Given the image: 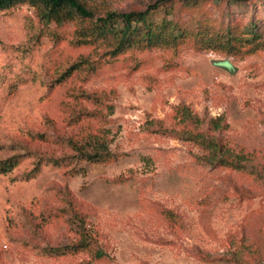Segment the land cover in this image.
<instances>
[{
  "label": "rangeland",
  "instance_id": "1",
  "mask_svg": "<svg viewBox=\"0 0 264 264\" xmlns=\"http://www.w3.org/2000/svg\"><path fill=\"white\" fill-rule=\"evenodd\" d=\"M86 1L126 11L156 0ZM215 4L205 11L218 25L228 17ZM248 8L264 21V0ZM74 29L45 27L28 5L0 13V161H19L0 173V264H264V42L238 55L190 43L129 51L59 83L94 51L70 44ZM19 75L36 79L17 85ZM182 108L201 123H180ZM217 118L226 129L209 131ZM186 131L219 144L177 136ZM90 133L105 135L108 162L23 177L39 158L73 153L61 137ZM82 233L91 246L73 249Z\"/></svg>",
  "mask_w": 264,
  "mask_h": 264
},
{
  "label": "trees",
  "instance_id": "2",
  "mask_svg": "<svg viewBox=\"0 0 264 264\" xmlns=\"http://www.w3.org/2000/svg\"><path fill=\"white\" fill-rule=\"evenodd\" d=\"M224 2L226 4H223ZM213 3H217L216 11L220 8L228 17L227 20H221L220 24L218 22V25L215 18L207 17L205 11L206 5ZM249 3L250 0H156L145 9L122 11L89 4L86 0H0V13L28 5L35 9L39 21L45 27L54 25L61 28L65 24L74 25L70 44L76 48H93L94 51L87 55L80 54L74 62L68 64L57 80L62 83L77 72H96L105 63H111L129 51L147 50L157 46L177 48L184 43H190L199 49L205 47L215 51L221 50L230 55L240 54L247 46H250L249 51L254 50L264 42V21L258 20L255 13L252 15L248 13ZM177 4H180L179 14ZM189 8L197 11L193 12L194 15L191 14L188 22H184L181 16ZM238 17L239 20L236 19ZM49 35L56 42L61 40L59 34L51 32ZM24 51L25 54L30 52L29 49ZM95 55L98 60L93 59ZM101 61H104L103 65ZM10 73L12 74V71ZM33 78L29 75H19L16 82L20 85L36 79ZM179 113L182 124L196 127L201 123L187 108L180 109ZM226 127L227 125L222 123V118H217L211 120L208 130L219 132ZM177 136L196 141L204 148H213V150L219 144L215 138L203 134H191L189 131L178 133ZM62 138L73 153L58 158H39L24 174L25 179L34 178L46 163L55 166H61L68 160L106 163L113 157L105 135L90 133L81 139L75 135ZM16 158L18 156L0 161V173L13 172L19 165ZM219 163L228 167L238 166L233 159L227 157L219 160ZM76 217L81 224H84L78 214ZM92 240L91 236L82 233L81 239L72 248L86 249L91 246ZM65 247L58 250L66 251L65 249L70 248V246ZM104 257L106 254L102 250H95V258Z\"/></svg>",
  "mask_w": 264,
  "mask_h": 264
}]
</instances>
